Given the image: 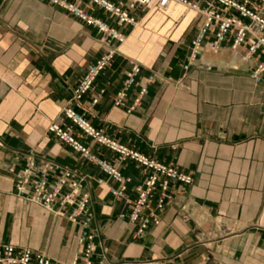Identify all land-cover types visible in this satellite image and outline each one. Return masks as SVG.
I'll list each match as a JSON object with an SVG mask.
<instances>
[{
  "label": "crops",
  "instance_id": "0c3cea01",
  "mask_svg": "<svg viewBox=\"0 0 264 264\" xmlns=\"http://www.w3.org/2000/svg\"><path fill=\"white\" fill-rule=\"evenodd\" d=\"M131 13L141 18L139 26H117L125 44L75 103V85L104 51L96 30L48 0H0V244L27 246L56 264L82 250L78 225L15 193L16 174L33 156L83 177L94 262L162 257L171 264H264V73L259 82L249 77L258 58L243 60L226 42L216 52L204 48L183 69L199 14L177 4ZM91 14L115 25L99 8ZM133 64L140 73L116 105L113 97ZM141 85L146 91L134 105ZM66 105L110 139L192 177L187 185L169 181L168 197L155 211L159 223L142 235L119 213L130 211L148 171L70 125L61 116ZM56 121L95 156L117 164L129 180L123 197L109 193L117 183L96 164L47 131ZM52 174L58 177V170ZM101 177L105 182L97 184Z\"/></svg>",
  "mask_w": 264,
  "mask_h": 264
},
{
  "label": "built area",
  "instance_id": "2783aa9c",
  "mask_svg": "<svg viewBox=\"0 0 264 264\" xmlns=\"http://www.w3.org/2000/svg\"><path fill=\"white\" fill-rule=\"evenodd\" d=\"M70 13L78 21L96 30L99 41L104 51L97 59L86 66L83 75L78 80L72 92L70 100L79 103L84 95L93 87L98 75L114 58L119 47L125 44L126 34L118 27L126 25L131 29L139 26L141 18H136L131 11L138 7H144L146 12L166 11L171 4H177L185 9L196 12L201 17L197 25L195 35L190 39L188 60L183 64L187 69L191 63L197 60L201 50L208 49L216 52L226 42L230 49L237 53L243 60L257 57L249 71V77L254 82H259L264 73V0H122L116 3L114 0H48ZM101 9L115 25L94 16L91 11ZM208 70L211 68L206 66ZM140 73V67L133 64L115 93L113 100L116 105H122L129 88L134 86ZM151 78L147 79L150 82ZM146 91L141 85L135 98L134 105L140 101V97ZM99 95V94H98ZM98 95L91 101L96 104ZM61 116L75 126L84 135L89 136L95 143L102 144L112 153H116L120 160L132 159L142 169L148 171L142 183L137 189V195L131 201V209L128 213L120 212L119 217L136 224V234L142 235L147 226L158 224L159 218L156 210H159L168 197L167 189L169 181L180 184H190L192 177L182 173L170 164L156 161L135 149L110 139L100 129L97 130L82 115L78 114L72 105H66L61 110ZM47 131L58 140L78 151L82 158L96 164L100 170L114 183L116 187L110 188L109 193L113 197H123L126 183L117 164L108 162L95 156L84 144L80 143L71 133L69 127L60 122H51ZM25 165L18 171L13 189L19 196L42 207L57 217H64L71 224L78 225L77 242L82 246L79 255H76L68 264H106L99 260L94 262L92 258L95 244L93 239L96 233L87 230L93 215L89 211L90 195L82 187L83 177L66 167L56 165L50 160H35L33 156L26 159ZM58 170V177H53V172ZM105 180L101 177L96 180L101 184ZM160 188L158 200L151 207V197ZM0 264H56L43 252L35 251L27 246L14 247L11 243L0 244ZM129 264H171L165 258H147L134 260Z\"/></svg>",
  "mask_w": 264,
  "mask_h": 264
}]
</instances>
